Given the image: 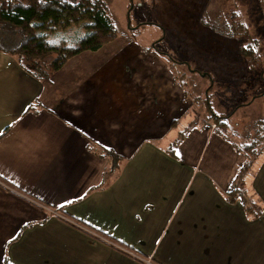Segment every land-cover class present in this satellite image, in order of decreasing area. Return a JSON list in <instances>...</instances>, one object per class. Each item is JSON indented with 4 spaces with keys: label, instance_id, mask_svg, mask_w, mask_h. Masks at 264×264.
<instances>
[{
    "label": "crops",
    "instance_id": "1",
    "mask_svg": "<svg viewBox=\"0 0 264 264\" xmlns=\"http://www.w3.org/2000/svg\"><path fill=\"white\" fill-rule=\"evenodd\" d=\"M52 74L35 78L0 51V176L15 188L0 184V264H134L135 255L149 264H264V148L244 174L257 216L226 198L239 152L211 122L180 141L191 140L185 158L166 150L174 138L157 143L171 128L142 140L116 132L138 145L114 150L121 162L109 168L91 139L104 136L77 124L92 108L76 112L68 95L57 96ZM113 107L105 103L101 118Z\"/></svg>",
    "mask_w": 264,
    "mask_h": 264
},
{
    "label": "rangeland",
    "instance_id": "2",
    "mask_svg": "<svg viewBox=\"0 0 264 264\" xmlns=\"http://www.w3.org/2000/svg\"><path fill=\"white\" fill-rule=\"evenodd\" d=\"M103 1L116 29L115 38L50 73L54 85L59 82L57 96L68 95L66 99L75 105L76 112L84 104L92 108L90 112L86 109L77 124L100 138L104 136L110 144L106 147L96 143L93 140L99 137L91 136L95 150H120L123 145L116 132L124 138L133 136L134 140L151 138L180 118L166 137L157 139L159 145H166L188 124L210 122L201 98L187 108L189 97L180 85H175L181 83L185 92L202 96L208 79L203 73L188 70L189 66L210 73L213 87L208 92L213 111L228 113L235 109L229 121L234 128L224 131L234 141L241 139L235 132L264 117V0H144L142 4L138 0ZM141 21L147 23L134 28ZM151 45L155 49L149 50ZM171 59L178 63L173 64ZM163 70L179 76L173 80L167 75L162 77ZM46 86L52 88L50 83ZM105 103L114 107L104 111L107 116L101 118ZM190 142L177 147L179 157H187ZM135 145L131 143L123 150L129 152ZM245 156L236 155V170L247 159ZM254 242L251 240L252 246Z\"/></svg>",
    "mask_w": 264,
    "mask_h": 264
},
{
    "label": "trees",
    "instance_id": "3",
    "mask_svg": "<svg viewBox=\"0 0 264 264\" xmlns=\"http://www.w3.org/2000/svg\"><path fill=\"white\" fill-rule=\"evenodd\" d=\"M138 1L140 4L144 2V0ZM201 1L204 2L205 0ZM145 23L147 22H138L134 28H138ZM81 32L82 34H80ZM115 36L116 29L110 21L108 7L103 0H0V51L15 57L23 69L38 79H46L52 71L60 70L74 56L87 51L94 52L99 50L105 43L113 40ZM161 38L162 36L158 39ZM153 45L148 49L154 48ZM158 53L165 55L163 52ZM171 62L173 64L178 63L172 59ZM189 68L188 70L203 73L201 75L208 79V84L204 88L202 96L195 94L193 91L185 92L181 83L175 84L177 86L180 85L179 87L183 93L186 97H189L190 101H188L187 108L190 107L191 103L201 98L208 110V117L211 118L210 124L214 125L211 128L214 129L216 127V132H222L221 134L229 136L224 131L228 127H233L229 124V121L232 111L235 109L233 108L228 113H216L213 111L210 106L208 92L213 87V79L210 73L200 72L190 66ZM163 73L162 77L167 75L171 80L179 76H176L177 72L172 76L167 70H163ZM162 80L160 78V85H162ZM239 105L241 104H238L236 107H239ZM179 119L175 118L172 120L168 126V130L175 126ZM207 122L206 120L203 121L200 126L204 127ZM194 127L195 124L190 123L185 128L179 130L177 136L169 143L166 150L175 155L180 141ZM166 131L161 132L155 138L161 137ZM235 134H240L239 137L241 139L239 142H236L231 138L233 141L232 145L237 152L245 154L247 159L243 162V167L240 166L235 173L231 185L225 190V195L229 201L240 200L247 213L253 212V215L257 216L261 213V209L254 206L253 202L249 201L245 195L244 174L255 160L258 151L264 148V117L253 120L247 129L235 132ZM151 138L153 139V137ZM129 144L128 142H124L122 148L118 151L122 152L123 147H128ZM104 145L109 147L110 144L104 143ZM135 146H132V148ZM111 147L114 150L113 146ZM113 153L115 154L116 152ZM107 155L109 168H116L121 162V158L115 157L110 152ZM101 156H104V154ZM127 159L128 157L125 156L123 160ZM0 184L15 189L11 183L1 176ZM70 219L79 228L83 230L84 228L87 229L92 235L97 234L96 236H100V239L108 242L110 245L124 252L127 251L131 256H134L130 250L119 248L116 241L98 232V230L77 219L71 217Z\"/></svg>",
    "mask_w": 264,
    "mask_h": 264
},
{
    "label": "built area",
    "instance_id": "4",
    "mask_svg": "<svg viewBox=\"0 0 264 264\" xmlns=\"http://www.w3.org/2000/svg\"><path fill=\"white\" fill-rule=\"evenodd\" d=\"M210 127H213L214 125L212 124H210L209 125ZM241 167H243V165H241ZM135 257H136V259H137V263H134V264H143V263H146V264H149V263H151V261L148 259V258H145V257H142V256H136L135 255Z\"/></svg>",
    "mask_w": 264,
    "mask_h": 264
},
{
    "label": "snow or ice",
    "instance_id": "5",
    "mask_svg": "<svg viewBox=\"0 0 264 264\" xmlns=\"http://www.w3.org/2000/svg\"><path fill=\"white\" fill-rule=\"evenodd\" d=\"M177 155H180V153L179 152H177ZM13 240L15 239V236L12 238Z\"/></svg>",
    "mask_w": 264,
    "mask_h": 264
}]
</instances>
